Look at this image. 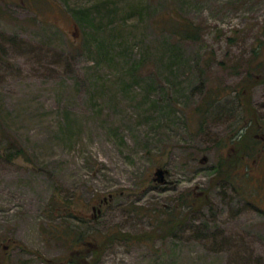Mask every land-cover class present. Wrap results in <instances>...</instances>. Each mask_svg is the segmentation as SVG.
Wrapping results in <instances>:
<instances>
[{"label":"rangeland","instance_id":"rangeland-1","mask_svg":"<svg viewBox=\"0 0 264 264\" xmlns=\"http://www.w3.org/2000/svg\"><path fill=\"white\" fill-rule=\"evenodd\" d=\"M24 1L0 0V264H264V0Z\"/></svg>","mask_w":264,"mask_h":264},{"label":"trees","instance_id":"trees-1","mask_svg":"<svg viewBox=\"0 0 264 264\" xmlns=\"http://www.w3.org/2000/svg\"><path fill=\"white\" fill-rule=\"evenodd\" d=\"M22 2H25L24 0H21ZM174 28H176V30L177 31H175V33H176V35H178V37H180V38H182V40L183 39H192L193 40V38H196V37H194V36H196V33L194 32V31H192L191 30V28H190V25L189 24H186V23H182V22H180V23H177L176 25H175V27ZM262 66H261V64H258L257 65V67L256 68H252V70H248V71H245V75H246V79H248V80H251L252 79V74L253 75H255V77H257V79H259L260 78V80H262L263 78H264V71L262 70V68H261ZM262 77V78H261ZM253 80V79H252ZM249 99V98H248ZM247 101V103H248V100H246ZM219 169H224L225 168V165L223 164V163H221L219 166ZM226 177H227V175L225 176V180H226ZM231 181V179L229 178L228 179V181ZM235 191L236 192H238V190L235 188ZM65 206V205H64ZM187 206V205H186ZM189 206V205H188ZM185 207V206H184ZM183 207V208H184ZM59 216L60 217H62V218H70V215L69 214H65V213H60L59 214ZM83 222H85V221H83ZM82 234V233H81ZM79 234L78 236H77V238H72L70 241H68V242H70V243H75V241L77 240V241H81L82 240V237L83 236H85V235H90V234ZM90 237H92L93 239V241L95 242V241H98V237H96V236H91L90 235ZM83 240L84 241H86V240H90V239H88V238H85V237H83ZM72 245V244H71ZM77 245V244H76Z\"/></svg>","mask_w":264,"mask_h":264},{"label":"flooded vegetation","instance_id":"flooded-vegetation-1","mask_svg":"<svg viewBox=\"0 0 264 264\" xmlns=\"http://www.w3.org/2000/svg\"><path fill=\"white\" fill-rule=\"evenodd\" d=\"M261 139L262 140H264V137H261ZM227 141H229L231 144H233V142L234 141H236V136H234V135H232V137L229 139V140H227ZM224 142H226V141H224ZM221 144H223V142L221 143ZM227 144H228V142H227ZM224 145H226V143H224ZM224 145H222V147L221 148H223V146ZM225 150V149H224ZM224 150H221V155L223 156V153H224ZM262 155H263V157H262V159H264V150H263V153H262ZM250 160H255V156H259V154L257 153V152H255V151H253L250 155ZM260 160V159H259ZM234 171V169L231 171V180H233L235 177V175L234 174H236V171L235 172H233ZM155 179V177L153 178V181H155L157 184H159V185H164V183H162V182H158V181H156V180H154ZM165 182V181H164ZM221 182L222 183H231L232 184V187L234 188V190H235V186L233 185V182H228L227 180H221ZM187 207H189L188 205H187ZM92 210L93 211H97L98 213H100L101 212V209L100 208H98V207H92ZM82 220H84L85 222L86 221H89L90 219H89V216L88 215H86L85 217L83 216L82 217ZM79 243V241H75V244H78ZM80 243H81V241H80ZM86 243H90V241L89 240H86L85 241V244Z\"/></svg>","mask_w":264,"mask_h":264},{"label":"water","instance_id":"water-1","mask_svg":"<svg viewBox=\"0 0 264 264\" xmlns=\"http://www.w3.org/2000/svg\"><path fill=\"white\" fill-rule=\"evenodd\" d=\"M205 160V159H203ZM166 173V171L164 169H161V168H158L155 170L154 172V176H155V179L156 181L158 182H164V174Z\"/></svg>","mask_w":264,"mask_h":264}]
</instances>
